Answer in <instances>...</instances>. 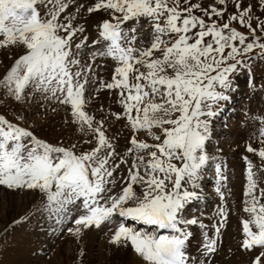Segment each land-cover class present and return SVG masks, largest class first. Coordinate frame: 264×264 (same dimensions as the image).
Wrapping results in <instances>:
<instances>
[{
  "label": "snow or ice",
  "instance_id": "obj_1",
  "mask_svg": "<svg viewBox=\"0 0 264 264\" xmlns=\"http://www.w3.org/2000/svg\"><path fill=\"white\" fill-rule=\"evenodd\" d=\"M231 2L232 13L229 0H214L207 8L191 0H94L90 6L79 0H0V51L13 61L0 71V98L25 103L40 94L69 108L81 133L78 143L51 144L0 115V186L37 190L39 210L57 223L78 210L69 229L76 237L119 218L110 243H130L146 264H194L186 250L188 226H208L184 214L199 198V181L215 159L206 150L219 112L215 105L229 99L233 74L252 59H264V19L253 11L264 14V0ZM72 5L76 14L86 8L110 17L98 22L91 45L86 29L67 11ZM142 20L150 24L147 42L128 26ZM98 58L114 62L110 80L96 73ZM101 90L116 92L122 111L111 115L131 131L123 153L106 134L104 119L85 111L88 93ZM257 138L260 147L248 144L246 151L258 156L264 171V119ZM129 160L127 176H117ZM245 160L243 211L249 219L241 221V247L259 249L251 264H264V188L256 194L257 174ZM222 167L216 164L221 181ZM222 226L214 223L212 235L203 233V256L216 251Z\"/></svg>",
  "mask_w": 264,
  "mask_h": 264
},
{
  "label": "rangeland",
  "instance_id": "obj_2",
  "mask_svg": "<svg viewBox=\"0 0 264 264\" xmlns=\"http://www.w3.org/2000/svg\"><path fill=\"white\" fill-rule=\"evenodd\" d=\"M93 2L94 0H79V3L87 6ZM256 2L257 0H243L245 6L249 3L255 5ZM191 3H200L207 8L214 0H191ZM67 11L76 15L74 23L81 24L86 29L84 35L88 36L89 45L97 38L98 22L110 18L103 10L89 14L84 8L76 14L75 5L70 6ZM234 11V5L229 0L228 13ZM253 11L264 19L261 9L254 7ZM195 14L201 15L198 11ZM128 26L137 27L138 33L146 42L148 41L150 30L148 22L142 20L136 24L130 21ZM233 26L247 34V29L240 28L235 23ZM257 35L260 33L257 32ZM256 51L259 50L255 49L254 53ZM8 54L7 50L0 51V61H3L0 63V71H3L5 65H11L13 62L11 59H5ZM94 67L100 78L110 80L114 69V62L111 59L98 58ZM232 79L233 89L226 93L229 99L215 105L219 112L212 119L211 136L206 144L209 156L215 159L209 161L199 181L200 187L196 189L199 198L187 206L184 214L186 218L196 217L208 226L205 229H201L199 225L188 226L190 237L186 243V250L194 264H199L201 260L206 264H251V260L259 251L257 249L249 252L241 247L244 238L241 221L249 219V215L243 211L247 171L245 157L252 161L253 171L257 174L256 194L259 195V188H264L262 161L255 154L246 151L248 144L254 148L260 147L257 137L261 120L264 119V59H252L247 67H241L233 74ZM86 99L88 102L85 111L97 120L104 119L106 134L114 138V142L119 146L118 151L123 153L129 146L131 131L125 127L124 119L116 120L111 115L113 112L122 111L116 102V92L90 91ZM0 115L51 144L68 145L78 143L81 139L77 125L72 123L70 109L45 100L40 94H35L25 103H17L7 97L0 98ZM16 117L23 119L17 120ZM140 138L146 137L141 135ZM130 163L129 160V164L121 165L117 176H127ZM218 163L223 166L222 181L218 180L216 174L215 165ZM217 187H220L223 199L220 192H217ZM116 192H119V186L116 187ZM40 201L41 195L37 190H12L0 186V264H146L130 243L122 242L120 245L110 243L119 218L112 224H102L99 228L92 227L82 238H77L69 229L75 227L74 220L78 218L80 212L72 209L61 222L57 223L54 218H49L39 210ZM221 208L224 209V216L220 215ZM221 222L223 226L216 235L218 241L216 251L205 257L201 251L203 233L208 232L212 235L214 233L212 225ZM126 223L131 225L134 222ZM136 227L149 230L151 228L139 224Z\"/></svg>",
  "mask_w": 264,
  "mask_h": 264
},
{
  "label": "bare ground",
  "instance_id": "obj_3",
  "mask_svg": "<svg viewBox=\"0 0 264 264\" xmlns=\"http://www.w3.org/2000/svg\"><path fill=\"white\" fill-rule=\"evenodd\" d=\"M223 129H225V128H223ZM213 138H214V136H213ZM218 139V138H217ZM228 142V141H227ZM225 143H226V141H225ZM228 144V143H227ZM216 166V165H215ZM86 232V231H85ZM85 232L83 233V234H85ZM83 234L80 236V237H77V238H82V236H83ZM85 237V236H84Z\"/></svg>",
  "mask_w": 264,
  "mask_h": 264
}]
</instances>
